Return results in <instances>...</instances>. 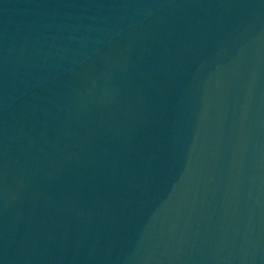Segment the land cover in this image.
Returning <instances> with one entry per match:
<instances>
[{"label": "water", "instance_id": "1", "mask_svg": "<svg viewBox=\"0 0 264 264\" xmlns=\"http://www.w3.org/2000/svg\"><path fill=\"white\" fill-rule=\"evenodd\" d=\"M0 264H264V0H0Z\"/></svg>", "mask_w": 264, "mask_h": 264}]
</instances>
